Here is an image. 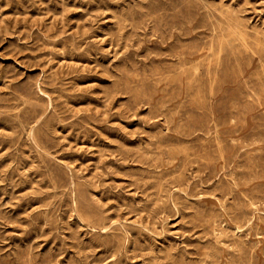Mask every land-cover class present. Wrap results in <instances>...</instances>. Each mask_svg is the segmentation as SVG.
Masks as SVG:
<instances>
[{
	"label": "rangeland",
	"instance_id": "1",
	"mask_svg": "<svg viewBox=\"0 0 264 264\" xmlns=\"http://www.w3.org/2000/svg\"><path fill=\"white\" fill-rule=\"evenodd\" d=\"M175 1L0 0V264H264V0Z\"/></svg>",
	"mask_w": 264,
	"mask_h": 264
},
{
	"label": "bare ground",
	"instance_id": "2",
	"mask_svg": "<svg viewBox=\"0 0 264 264\" xmlns=\"http://www.w3.org/2000/svg\"><path fill=\"white\" fill-rule=\"evenodd\" d=\"M133 1H134V0H133ZM172 1L174 2V0H172ZM176 1H178V0H176ZM176 1H175V3H176ZM183 1H185V0H183ZM193 1H194V0H193ZM200 1H201V0H200ZM202 1H203V0H202ZM202 1H201V2H202ZM117 2H118V1H117ZM159 2H160V0H159ZM201 2H200V3H201ZM220 2H221V0H220ZM133 3H134V2H133ZM136 3H138V2H136ZM209 3H210V2H209ZM143 4H144V3H143ZM155 4H156V3H155ZM207 4H208V3H207ZM139 5H141V3H140ZM148 5H149V4H148ZM152 5H153V4H152ZM164 5H165V4H164ZM218 5H219V4H218ZM225 5H226V4H225ZM126 6H127V5H126ZM136 6H137V5H136ZM146 6H147V5H146ZM175 6L177 7V5H175ZM188 6H190V5H188ZM199 6H200V5H199ZM211 6L213 7L214 5H211ZM131 7H132V6H131ZM169 7H170V6H169ZM169 7H168V8H169ZM176 7H175V8H176ZM178 7H179V6H178ZM178 7H177V10L179 9ZM192 7H193V6H192ZM229 7H230V6H229ZM237 7H238V6H237ZM240 7H241V6H240ZM135 8H136V7H135ZM144 8H145V7H144ZM165 8H166V7H165ZM207 8H208V7H207ZM210 8H211V7H210ZM159 9H161V8H159ZM163 9H164V7H163ZM172 9H173V6H172ZM188 9H189V8H188ZM197 9H198V8H197ZM220 9H221V8H220ZM222 9H224V8H222ZM227 9H228V8H227ZM237 9H238V8H237ZM125 10H126V9H125ZM141 10H142V9H141ZM153 10H154V9H153ZM168 10H169V9H168ZM230 10H231V9H229V11H230ZM126 11H127V10H126ZM156 11H158V10H156ZM156 11H155V12H156ZM162 11H163V10H162ZM162 11H160V12H162ZM193 11H194V10H193ZM204 11H205V10H204ZM229 11H228V12H229ZM138 12H140V11H138ZM138 12H137V13H138ZM143 12H144V11H143ZM143 12H142V13H143ZM146 12H147V11H145V13H146ZM151 12H152V11H151ZM153 12H154V11H153ZM160 12H159V13H160ZM166 12H167V11H166ZM166 12H165V13H166ZM169 12H171V11L169 10ZM178 12H179V11H178ZM181 12H182V11H181ZM186 12H187V10H186ZM225 12H226V11H225ZM231 12H232V11H231ZM239 12L241 13V11H239ZM239 12H238V13H239ZM137 13H136V14H137ZM183 13H184V12H183ZM189 13H190V12H189ZM197 13H198V12H197ZM217 13H218V12H217ZM235 13H236V12H235ZM245 13H246V12H245ZM132 14H133V12H132ZM169 14H170V13H169ZM171 14H172V13H171ZM213 14H214V13H213ZM219 14H221V13H219ZM223 14H224V13H223ZM226 14H227V13H225V15H226ZM134 15H135V14H134ZM138 15H140V14L138 13ZM151 15H152V14H151ZM153 15H154V14H153ZM162 15H163V14H162ZM167 15H168V14H167ZM180 15L182 16V14H180ZM231 15H232V14H231ZM164 16H165V15H164ZM214 16H215V15H214ZM218 16H219V15H218ZM218 16H217V17H218ZM140 17H142V16H140ZM149 17H151V16H149ZM157 17H158V16H157ZM189 17H190V16H189ZM237 17H238V16H237ZM115 18H116V17H115ZM121 18H122V17H121ZM128 18H129V17H128ZM132 18H134V17H132ZM145 18H146V17H145ZM211 18H212V17H211ZM243 18H244V17H243ZM117 19H118V17H117ZM164 19H165V18H164ZM202 19H205V18L202 17ZM207 19H208V16H207ZM232 19H233V18H232ZM132 20H133V19H132ZM137 20H138V19H137ZM141 20H142V19H141ZM146 20H147V19H146ZM153 20H155V19H153ZM171 20H172V19H171ZM178 20H179V19H178ZM218 20H219V19H218ZM224 20H225V19H224ZM230 20H231V19H230ZM233 20H234V19H233ZM120 21H121V20H120ZM142 21H143V20H142ZM159 21H160V20H159ZM180 21H181V20H180ZM121 22H122V21H121ZM144 22H145V19H144ZM187 22H188V21H187ZM187 22H186V23H187ZM206 22H207V21H206ZM217 22H218V21H217ZM235 22H236V21H235ZM235 22H234V24H235ZM139 23H140V22H139ZM139 23H138V24H139ZM142 23H143V22H142ZM158 23H159V22H158ZM168 23H169V22H168ZM174 23L176 24V22H174ZM207 23H208V22H207ZM232 23H233V22H232ZM241 23H242V22H241ZM241 23H240V24H241ZM143 24H144V23H143ZM208 24H209V23H208ZM237 24H238V23H237ZM237 24H236V25H237ZM61 25H62V24H61ZM130 25H131V24H130ZM140 25H141V24H140ZM155 25H156V24H155ZM164 25H166V24H164ZM189 25H190V24H189ZM123 26H124V25H123ZM135 26H136V25H135ZM238 26H239V24L237 25V27H238ZM240 26H241V25H240ZM160 27H161V26H160ZM175 27H176V26H175ZM235 27H236V26H235ZM237 27H236V28H237ZM116 28H117V26H116ZM118 28H119V27H118ZM122 28H123V27H122ZM162 28H163V27H162ZM236 28H235V29H236ZM239 28H241V27H239ZM175 29H176V28H175ZM179 29H180V28H179ZM225 29H226V28H225ZM241 29H242V28H241ZM124 30H125V29H124ZM145 30H146V29H145ZM145 30H144V31H145ZM237 30H238V29H237ZM237 30H236V31H237ZM244 30H245V29H244ZM247 30H248V29H247ZM50 31H51V29H50ZM54 31H55V30H54ZM56 31H57V30H56ZM59 31H60V30H59ZM80 31H81V30H80ZM120 31H121V30H120ZM122 31H123V29H122ZM122 31H121V32H122ZM132 31H134V29H133ZM139 31H140V30H139ZM144 31H141V32H143V34H144ZM152 31H153V30H152ZM186 31H188V30H186ZM212 31H213V30H212ZM215 31H216V30H215ZM262 31L264 32V30H262ZM226 32H227V31H226ZM226 32H225V33H226ZM257 32H258V31H257ZM54 33H55V32H54ZM82 33H83V32H82ZM135 33H137V32H135ZM135 33H133V34H135ZM145 33H146V32H145ZM164 33H165V32H164ZM171 33H172V32H171ZM189 33H190V31L188 32V34H189ZM222 33H223V32H222ZM231 33H232V32H231ZM231 33H230V34H231ZM245 33H246V32H245ZM254 33H256V30H255ZM83 34H84V33H83ZM141 34H142V33H141ZM147 34H148V33H147ZM147 34H146V35H147ZM211 34H212V33H211ZM241 34H242V33H241ZM243 34H244V32H243ZM111 35H112V34H111ZM120 35H123V34H120ZM216 35H217V34H216ZM248 35H250V34L248 33ZM252 35H254V34H252ZM53 36H54V35H53ZM53 36H52V37H53ZM57 36H58V35H57ZM72 36H73V35H72ZM72 36H71V37H72ZM92 36H93V35H92ZM183 36H184V35H183ZM236 36H237V35H236ZM258 36H259V35H258ZM59 37H60V36H59ZM71 37H70V38H71ZM76 37H77V36H76ZM79 37H80V36H79ZM85 37H86V36H85ZM96 37H97V36H96ZM122 37H123V36H122ZM137 37H138V36H137ZM215 37H216V36H215ZM241 37H242V36H241ZM56 38H57V37H56ZM77 38H78V37H77ZM81 38H82V37H81ZM130 38H131V37H130ZM146 38H147V37H146ZM205 38H206V37H205ZM211 38H212V37H211ZM245 38H246V36H245ZM256 38H257V37H256ZM150 39H151V38H150ZM213 39H215V38H213ZM219 39H220V38H219ZM235 39H236V38H235ZM238 39H239V37H238ZM240 39H241V38H240ZM243 39H244V38H243ZM261 39H262V38H261ZM77 40H78V39H77ZM82 40H83V39H82ZM89 40H90V39H89ZM191 40H192V39H191ZM211 40H212V39H211ZM216 40H217V39H216ZM216 40H215V41H216ZM228 40H229V39H228ZM232 40H233V39H232ZM258 40H260V37H259ZM61 41H62V40H61ZM61 41H60V42H61ZM87 41H88V40H87ZM134 41H135V40H134ZM179 41H180V40H179ZM213 41H214V40H213ZM226 41H227V40H226ZM236 41H237V40H236ZM60 42H59V43H60ZM63 42H64V41H63ZM85 42H86V40H85ZM150 42H151V41H150ZM150 42H149V43H150ZM185 42H186V41H185ZM195 42H196V41H195ZM207 42H209V41H207ZM237 42H238V41H237ZM53 43H56V42H53ZM71 43H72V42H71ZM71 43H70V44H71ZM137 43H138V42H137ZM178 43H179V42H178ZM186 43H187V42H186ZM186 43H185V46H186ZM198 43H199V42H198ZM201 43H202V42H201ZM226 43H227V42H226ZM234 43H235V42H234ZM243 43H244V41H243ZM56 44H57V43H56ZM77 44H78V43H77ZM80 44H81V42H80ZM176 44H177V43H176ZM180 44H181V42H180ZM194 44H195V43H194ZM196 44H197V43H196ZM199 44H200V43H199ZM208 44H209V43H208ZM208 44H207V45H208ZM217 44H219V43H217ZM248 44H249V43H248ZM252 44H253V43H252ZM71 45H72V44H71ZM71 45H70V46H71ZM73 45H74V44H73ZM81 45H82V44H81ZM210 45H211V43H210ZM215 45H216V43H215ZM219 45H221V44H219ZM250 45H251V44H250ZM258 45H259V44H258ZM67 46H68V45H67ZM179 46H180V45H179ZM226 46H227V45H226ZM231 46H232V45H231ZM241 46H242V45H241ZM252 46H253V45H252ZM263 46H264V45H263ZM82 47H83V46H82ZM95 47H96V46H95ZM131 47H132V46H131ZM175 47H176V46H175ZM180 47H182V46H180ZM197 47H198V46H197ZM209 47H211V46H209ZM228 47H229V46H228ZM234 47H235V46H234ZM242 47H243V46H242ZM256 47H257V46H256ZM260 47H261V45H260ZM68 48H69V47H68ZM101 48H102V47H101ZM170 48H171V47H170ZM206 48H207V47H206ZM206 48H205V49H206ZM216 48H217V47H216ZM230 48H231V47H230ZM245 48H246V47H245ZM262 48H263V47H262ZM52 49H53V48H52ZM52 49H51V50H52ZM63 49H64V48H63ZM78 49H79V48H78ZM92 49H93V48H92ZM177 49H178V48H177ZM181 49H182V48H181ZM196 49H197V48H196ZM232 49H233V48H232ZM241 49H242V48H241ZM241 49H240V50H241ZM263 49H264V48H263ZM55 50H56V47H55ZM68 50L71 51L70 49H68ZM80 50H81V49H80ZM89 50H90V49H89ZM185 50H186V49H185ZM256 50H257V49H256ZM74 51H75V50H74ZM93 51H94V50H93ZM190 51H191V50H190ZM213 51H214V50H213ZM213 51H212V52H213ZM236 51H237V50H236ZM242 51H243V50H242ZM251 51H252V50H251ZM257 51H259V50H257ZM52 52H53V51H52ZM60 52H61V51H60ZM71 52H72V51H71ZM87 52H88V51H87ZM94 52H95V51H94ZM186 52H187V51H186ZM188 52H189V51H188ZM215 52H216V51H215ZM217 52H218V50H217ZM223 52H224V51H223ZM244 52H245V51H244ZM73 53H74V52H73ZM115 53H116V52H115ZM175 53H176V52H175ZM213 53H214V52H213ZM52 54H53V53H52ZM54 54H55V53H54ZM56 54H57V53H56ZM60 54H61V53H60ZM75 54H77V53H75ZM95 54H96V53H95ZM152 54H153V53H152ZM158 54H159V53H158ZM160 54H161V53H160ZM189 54H190V52H189ZM191 54H193V53H191ZM195 54H196V53H195ZM198 54H199V53H198ZM245 54H246V53H245ZM250 54H251V53H250ZM61 55H62V54H61ZM77 55H78V54H77ZM214 55H215V54H214ZM222 55H223V54H222ZM222 55L220 54V56H222ZM236 55H237V54H236ZM54 56H55V55H54ZM62 56H63V55H62ZM69 56H70V54H69ZM82 56H83V55H82ZM120 56H121V55H120ZM147 56H148V55H147ZM150 56H151V55H150ZM176 56H177V55H176ZM238 56H239V55H238ZM247 56H248V55H247ZM247 56H246V57H247ZM249 56H250V55H249ZM252 56H253V55H252ZM254 56H255V55H254ZM84 57H85V56H84ZM227 57H228V56H227ZM70 58H71V57H70ZM126 58H128V57H126ZM225 58H226V57H225ZM236 58H237V57H236ZM238 58H239V57H238ZM147 59H148V58H147ZM240 59H241V58H240ZM242 59H243V58H242ZM117 60H118V59H117ZM181 60H182V59H181ZM247 60H248V59H247ZM258 60H259V59H258ZM262 60H263V58H262ZM54 61H55V60H54ZM112 61H114V60H112ZM128 61H129V60H128ZM217 61H218V60H217ZM229 61H230V60H229ZM110 62H111V61H110ZM179 63H180V61H179ZM201 63L203 64V62H201ZM230 63H231V62H230ZM180 64H181V63H180ZM194 64H195V63H194ZM221 64H222V61H221ZM243 64H244V63H243ZM165 65H166V64H165ZM191 65H192V64H191ZM215 65H217V64H215ZM228 65H230V64H228ZM232 65H233V64H232ZM234 65H235V64H234ZM55 66H56V65H55ZM70 66H71V65H70ZM125 66H126V65H125ZM168 66H169V65H168ZM202 66H203V65H202ZM217 66H218V65H217ZM242 66H243V65H242ZM261 66H262V65H261ZM155 67H156V66H155ZM192 67H193V66H192ZM194 67H195V66H194ZM196 67H197V65H196ZM227 67H228V66H227ZM229 67H230V66H229ZM237 67H238V66H237ZM79 68H80V67H79ZM140 68H141V66H140ZM172 68H173V66H172ZM175 68H176V67H175ZM198 68H199V67H198ZM217 68H218V67H217ZM232 68H233V67H232ZM77 69H78V68H77ZM77 69H76V70H77ZM167 69H168V68H167ZM190 69H191V68H190ZM192 69H193V68H192ZM210 69H211V68H210ZM221 69H222V68H221ZM230 69H231V68H230ZM244 69H245V68H244ZM261 69H262V68H261ZM61 70H62V69H61ZM114 70H115V69H114ZM149 70H150V69H149ZM164 70H165V69H164ZM177 70H178V69H177ZM185 70H186V69H185ZM202 70H203V68H202ZM225 70H226V69H225ZM233 70H234V69H233ZM262 70H263V69H262ZM51 71H52V70H51ZM65 71H66V70H65ZM78 71H79V70H78ZM78 71H76V72H78ZM80 71H81V70H80ZM178 71H179V70H178ZM215 71H216V70H215ZM217 71H218V70H217ZM82 72H83V71H82ZM167 72H169V71H167ZM234 72H235V71H234ZM60 73H61V72H60ZM63 73H64V72H63ZM70 73H71V72H70ZM117 73H118V72H117ZM151 73H152V72H151ZM158 73H159V71H158ZM173 73H174V72H173ZM192 73H193V71H192ZM201 73H202V72H201ZM224 73H225V72H224ZM71 74H72V73H71ZM82 74H83V73H82ZM141 74H142V73H141ZM167 74H168V73H167ZM169 74H170V73H169ZM179 74H180V73H179ZM207 74H208V72H207ZM207 74H206V75H207ZM217 74H220V73H217ZM227 74H229V73H227ZM233 74H234V73H233ZM243 74H244V73H243ZM57 75H58V74H57ZM57 75H56V76H57ZM66 75H67V73H66ZM144 75H145V74H144ZM163 75H164V74H163ZM192 75H193V74H192ZM214 75H215V74H214ZM223 75H224V74H223ZM229 75H230V74H229ZM234 75H236V74H234ZM255 75H257V74H255ZM58 76H59V75H58ZM164 76H165V75H164ZM173 76H174V75H173ZM190 76H191V75H190ZM220 76H221V75H220ZM54 77H55V76H54ZM139 77H140V76H139ZM152 77H153V76H152ZM170 77H171V76H170ZM228 77H229V76H228ZM232 77H233V76H232ZM242 77H243V76H242ZM55 78H56V77H55ZM58 78H59V77H58ZM75 78H78V77L76 76ZM81 78H82V77H81ZM204 78H205V76H204ZM222 78H223V77H222ZM67 79H68V78H67ZM122 79H123V78H122ZM148 79H149V78H148ZM178 79H179V78H178ZM197 79H198V78H197ZM197 79H196V80H197ZM213 79H214V78H213ZM236 79H237V78H236ZM257 79H258V78H257ZM62 80H63V79H62ZM123 80H124V79H123ZM130 80H131V79H130ZM138 80H139V79H138ZM150 80H151V79H150ZM155 80H156V79H155ZM157 80H158V79H157ZM175 80H177V79H175ZM200 80H201V79H200ZM202 80H203V79H202ZM255 80H256V79H255ZM258 80H259V79H258ZM258 80H257V81H258ZM260 80H261V79H260ZM262 80H263V79H262ZM55 81H56V80H55ZM141 81H142V79H141ZM163 81H164V80H163ZM170 81H171V80H170ZM170 81H168V84H169ZM172 81H173V80H172ZM203 81H204V80H203ZM214 81L216 82V80H214ZM229 81H230V80H229ZM232 81H233V79H232ZM146 82H147V81H146ZM146 82L144 81V83H146ZM176 82H177V81H176ZM178 82H180V81H178ZM194 82H195V81H194ZM204 82H205V81H204ZM207 82H208V81H207ZM207 82H206V83H207ZM251 82H252V81H251ZM261 82H262V81H261ZM125 83H126V82H125ZM133 83H134V82H133ZM149 83H150V82H149ZM202 83H203V82H202ZM227 83H228V82H227ZM233 83H234V82H233ZM52 84H53V83H52ZM69 84H71V83H69ZM69 84H68V85H69ZM158 84H159V83H158ZM163 84H164V83H163ZM166 84H167V83H166ZM188 84H189V82H188ZM190 84H191V83H190ZM192 84H193V82H192ZM210 84H211V83H210ZM220 84H221V83H220ZM224 84H225V83H224ZM230 84H231V83H230ZM253 84H254V82H253ZM63 85H64V84H63ZM112 85H113V84H112ZM124 85H125V84H124ZM135 85H136V84H135ZM156 85H157V84H156ZM173 85H174V84H173ZM186 85H187V84H186ZM194 85H195V84H194ZM208 85H209V84H208ZM246 85H247V83H246ZM27 86H28V85H27ZM52 86H53V85H52ZM120 86H121V85H120ZM129 86H130V85H129ZM129 86H128V87H129ZM153 86H154V85H153ZM153 86H151V87H153ZM241 86L243 87V85H241ZM254 86H255V85H254ZM262 86H263V85H262ZM262 86H261V88H262ZM28 87H29V86H28ZM39 87H40V85H39ZM130 87H131V86H130ZM158 87H159V86H158ZM161 87H162V86H161ZM171 87H172V86H171ZM197 87H198V86H197ZM214 87H215V85H214ZM220 87H221V86H220ZM30 88H31V87H30ZM30 88H29V89H30ZM33 88H34V87H33ZM78 88H79V87H78ZM146 88H148V87H146ZM173 88H174V87H173ZM176 88H177V87H176ZM210 88H211V87H210ZM218 88H219V86H218ZM244 88H245V87H244ZM244 88H241V89H244ZM247 88H248V86H247ZM255 88H256V87H255ZM259 88H260V87H259ZM263 88H264V87H263ZM118 89H119V88H118ZM125 89H126V88H125ZM169 89H170V88H169ZM203 89H204V88H203ZM215 89H216V88H215ZM256 89H257V88H256ZM256 89H255V90H256ZM22 90H23V89H22ZM24 90H25V89H24ZM33 90H34V89H33ZM85 90H87V89H85ZM114 90H117V89H114ZM123 90H124V89H123ZM127 90H128V89H127ZM141 90H143V89L141 88ZM149 90H150V89H149ZM158 90H159V89H158ZM245 90H246V88H245ZM255 90H254V91H255ZM20 91H21V90H20ZM39 91H40V90H39ZM41 91H42V90H41ZM41 91H40V92H41ZM61 91H62V90H61ZM81 91H82V90H81ZM117 91H118V90H117ZM117 91H116V92H117ZM129 91H130V90H129ZM131 91H132V90H131ZM159 91H160V90H159ZM168 91H169V90H168ZM174 91H175V90H174ZM180 91H181V90H180ZM192 91H193V90H192ZM235 91H236V90H235ZM235 91H234V92H235ZM258 91H259V90H258ZM21 92H22V91H21ZM30 92H31V91H30ZM40 92H39V93H40ZM66 92H67V91H66ZM75 92H76V90H75ZM79 92H80V91H79ZM137 92H138V91H137ZM150 92H151V91H150ZM199 92H200V91H199ZM236 92H237V91H236ZM249 92H250V91H249ZM37 93H38V91H37ZM77 93H78V92H77ZM84 93H85V92H84ZM84 93H83V94H84ZM138 93H139V92H138ZM138 93H137V94H138ZM143 93H144V92H143ZM143 93H142V94H143ZM169 93H170V92H168V94H169ZM173 93H174V92H173ZM193 93H194V92H193ZM239 93H240V92H239ZM256 93H258V92H256ZM108 94H110V93H108ZM108 94H107V95H108ZM130 94H131V92H130ZM135 94H136V93H135ZM137 94H136V95H137ZM174 94H175V93H174ZM174 94H173V95H174ZM178 94H179V93H178ZM249 94H250V93H249ZM249 94H248V95H249ZM251 94H252V93H251ZM251 94H250V95H251ZM27 95H28V94H27ZM33 95H34V94H33ZM37 95H38V94H37ZM111 95H112V94H111ZM139 95H140V93H139ZM147 95H148V94H147ZM152 95H153V94H152ZM195 95H196V94H195ZM240 95H241V94H240ZM248 95H247V96H248ZM73 96H74V95H73ZM75 96H76V95H75ZM133 96H135V95H133ZM145 96H146V95H145ZM180 96H181V95H180ZM212 96H213V95H212ZM212 96H211V97H212ZM227 96H228V95H227ZM236 96H237V95H236ZM245 96H246V95H245ZM253 96H254V95H253ZM28 97H29V96H28ZM31 97H32V96H31ZM34 97H35V96H34ZM146 97H147V96H146ZM150 97H151V96H150ZM159 97H160V96H159ZM164 97H165V95H164ZM164 97H163V99H164ZM167 97H168V96H167ZM174 97H175V96H174ZM176 97H178V95H176ZM199 97H200V96H199ZM203 97H204V96H203ZM36 98H38V97H36ZM44 98H45V97H44ZM47 98H48V97H47ZM58 98H59V97H58ZM68 98H69V97H68ZM86 98H87V97H86ZM90 98H92V97H90ZM130 98H132V97H130ZM137 98L139 99V97H137ZM189 98H190V97H189ZM208 98H209V96H208ZM6 99H7V98H6ZM71 99H72V98H71ZM71 99H70V100H71ZM135 99H136V98H135ZM147 99H148V98H147ZM170 99H171V98H170ZM172 99H173V98H172ZM172 99H171V100H172ZM176 99H177V98H176ZM195 99H196V98H195ZM209 99H210V98H209ZM250 99H251V98H250ZM253 99H254V98H253ZM259 99H261V98H259ZM24 100H25V99H24ZM79 100H81V99H79ZM102 100H103V99H102ZM110 100H111V99H110ZM132 100H133V99H132ZM160 100H161V99H160ZM168 100H169V98H168ZM187 100H188V99H187ZM196 100H198V99H196ZM207 100H208V99H207ZM211 100H212V99H211ZM225 100H227V99H225ZM246 100H247V98H246ZM255 100H256V99H255ZM1 101H2V100H1ZM4 101H6V100H4ZM39 101H41V100H39ZM46 101H47V100H46ZM62 101H63V100H62ZM73 101H74V100H73ZM73 101H72V102H73ZM82 101H83V100H82ZM86 101H87V100H86ZM137 101H138V100H137ZM139 101H140V100H139ZM144 101H145V100H144ZM151 101H152V100H151ZM175 101H176V100H175ZM201 101H203V100H201ZM228 101H229V100H228ZM230 101H231V100H230ZM13 102H14V101H13ZM41 102H42V101H41ZM65 102H66V101H65ZM172 102H174V101L172 100ZM257 102H258V101H257ZM43 103H44V102H43ZM52 103H53V102H52ZM62 103H63V102H62ZM66 103H67V102H66ZM68 103H69V102H68ZM103 103H104V102H103ZM106 103H107V102H106ZM135 103H136V102H135ZM160 103H161V102H160ZM170 103H171V102H170ZM195 103H196V102H195ZM251 103H252V102H251ZM24 104H25V103H24ZM136 104H137V103H136ZM141 104H142V103H141ZM145 104H146V103H145ZM184 104H185V103H184ZM201 104H202V103H201ZM231 104H232V103H231ZM241 104H242V103H241ZM246 104H247V103H246ZM5 105H6V104H5ZM10 105H11V104H10ZM51 105H52V104H51ZM60 105H62V104H60ZM65 105H66V104H65ZM68 105H69V104H68ZM79 105H80V104H79ZM158 105H159V104H158ZM216 105H217V104H216ZM218 105H219V103H218ZM237 105H238V104H237ZM239 105H240V104H239ZM247 105H248V104H247ZM247 105H246V106H247ZM249 105H251V104H249ZM260 105H261V104H260ZM2 106H3V105H2ZM7 106H8V105H7ZM21 106H23V105H21ZM186 106H187V105H186ZM233 106H234V105H233ZM251 106H252V105H251ZM256 106H257V105H256ZM103 107H104V106H103ZM136 107H137V106H136ZM157 107H158V106H157ZM159 107H160V106H159ZM187 107H188V106H187ZM193 107H194V106H193ZM201 107H202V106H201ZM208 107H209V106H208ZM211 107H212V106H211ZM221 107H222V106H221ZM227 107H228V106H227ZM227 107H226V108H227ZM229 107H230V106H229ZM4 108H5V107H4ZM29 108H30V107H29ZM70 108H71V107H70ZM108 108H109V107H108ZM132 108H134V107H132ZM154 108H155V107H154ZM181 108H182V107H181ZM191 108H192V107H191ZM205 108H206V107H205ZM223 108H225V107H223ZM231 108H232V107H231ZM239 108H240V107H239ZM8 109H10V108H8ZM14 109H15V108H14ZM57 109H58V108H57ZM68 109H69V108H68ZM197 109H198V108H197ZM45 110H46V109H45ZM66 110H67V108H66ZM84 110H85V109H84ZM150 110H151V109H150ZM157 110H158V109H157ZM212 110H213V109H212ZM222 110H223V109H222ZM231 110H232V109H231ZM257 110H258V109H257ZM259 110H260V109H259ZM37 111H38V110H37ZM152 111H153V110H152ZM160 111H162V110H160ZM164 111H165V109H164ZM196 111H197V110H196ZM4 112H5V111H4ZM8 112H9V111H8ZM29 112H30V111H29ZM53 112H54V111H53ZM68 112H69V111H68ZM70 112H71V111H70ZM70 112H69V113H70ZM73 112H74V111H73ZM79 112H80V111H79ZM83 112H84V111H83ZM106 112H107V111H106ZM156 112H157V111H156ZM165 112H167V111H165ZM180 112H181V111H180ZM219 112H221V111H219ZM243 112H244V111H243ZM1 113H2V112H1ZM11 113H12V112H11ZM20 113H21V112H20ZM55 113H56V112H55ZM62 113H63V112H62ZM69 113H68V114H69ZM86 113H87V112H86ZM8 114H9V113H8ZM17 114H18V113H17ZM34 114H35V113H34ZM51 114H52V113H51ZM56 114H57V113H56ZM64 114H65V113H64ZM78 114H79V113H78ZM88 114H89V113H88ZM100 114H102V112H101ZM152 114H153V113H152ZM162 114H163V113H162ZM182 114H183V113H182ZM182 114H181V115H182ZM188 114H189V113H188ZM230 114H231V113H230ZM13 115H14V114H13ZM20 115H21V114H20ZM72 115H73V114H72ZM75 115H76V114H75ZM84 115H85V114H84ZM192 115H193V112H192ZM242 115H243V114H241V116H242ZM16 116H17V115H16ZM21 116H22V115H21ZM28 116H29V115H28ZM54 116H55V115H54ZM69 116H70V115H69ZM92 116H93V115H92ZM150 116H151V115H150ZM207 116H208V115H207ZM209 116H210V115H209ZM230 116H231V115H230ZM239 116H240V115H239ZM14 117H15V116H14ZM58 117H59V116H58ZM76 117H77V116H76ZM84 117H85V116H84ZM98 117H99V116H98ZM100 117H101V116H100ZM151 117H153V116H151ZM159 117H160V116H159ZM162 117L164 118L163 115H162ZM181 117H182V116H181ZM203 117H204V116H203ZM205 117H206V116H205ZM205 117H204V118H205ZM7 118H8V117H7ZM64 118H65V117H64ZM70 118H71V117H70ZM77 118H78V117H77ZM81 118H82V117H81ZM90 118H91V117H90ZM184 118H186V117H184ZM207 118H208V117H207ZM227 118H229V117H227ZM227 118H226V119H227ZM232 118H234V117H232ZM232 118H230V119H232ZM235 118H236V117H235ZM14 119H15V118H14ZM39 119H40V118H39ZM88 119H89V118H88ZM189 119H190V118H189ZM230 119H229V120H230ZM12 120H13V119H12ZM20 120H21V119H20ZM97 120H98V119H97ZM149 120H150V119H149ZM149 120H148V123H150V122L152 121V120H151V121H149ZM163 120H164V119H163ZM182 120H183V119H182ZM186 120H188V119H186ZM209 120H210V119H209ZM224 120H225V119H224ZM243 120H244V118H243ZM6 121H7V120H6ZM37 121H38V120H37ZM47 121H48V120H47ZM77 121H78V120H77ZM83 121H84V120H83ZM106 121H107V120H106ZM189 121H190V120H189ZM210 121H211V120H210ZM8 122H9V121H8ZM11 122H12V121H11ZM84 122H85V121H84ZM166 122H167V120H166ZM170 122H171V121H170ZM181 122H182V121H181ZM204 122H206V121H204ZM222 122H223V121H222ZM46 123H47V122H46ZM90 123H91V122H90ZM172 123H173V122H172ZM225 123H226V121H225ZM229 123H231V122H229ZM22 124H23V123H22ZM24 124H25V123H24ZM50 124H51V123H50ZM72 124H73V123H72ZM76 124H78V123H76ZM226 124H227V123H226ZM31 125H32V124H31ZM157 125H158V124H157ZM180 125H181V124H180ZM260 125H261V124H260ZM8 126H9V125H8ZM13 126H14V125H13ZM13 126H12V127H13ZM16 126H17V124H16ZM26 126H28V124H26ZM32 126H33V125H32ZM49 126H50V125H49ZM79 126H80V124H79ZM83 126H84V125H83ZM186 126H188V125H186ZM202 126H203V125H202ZM206 126H207V125H206ZM218 126H220V125H218ZM222 126H223V125H222ZM12 127H10V128H12ZM18 127H19V126H18ZM51 127H52V125H51ZM76 127H77V126H76ZM168 127H169V126H168ZM183 127H184V126H183ZM29 128H30V127H29ZM44 128H45V127H44ZM81 128H82V127H81ZM204 128H205V127H204ZM217 128H218V127H217ZM238 128H239V127H238ZM255 128H256V127H255ZM17 129H18V128H17ZM172 129H173V128H172ZM192 129H193V127H192ZM195 129H196V128H195ZM228 129H229V128H228ZM15 130H16V129H15ZM40 130H41V129H40ZM52 130H53V129H52ZM89 130H90V129H89ZM161 130H162V129H161ZM177 130H178V129H177ZM196 130H197V129H196ZM217 130H218V129H217ZM238 130H239V129H238ZM240 130H241V129H240ZM87 131H88V130H87ZM17 132H18V131H17ZM40 132H41V131H40ZM44 132H45V131H44ZM54 132H55V131H54ZM92 132H93V131H92ZM171 132H172V131H171ZM262 132H263V131H262ZM18 133H19V132H18ZM41 133H42V132H41ZM46 133H47V132H46ZM50 133H51V132H50ZM96 133H97V132H96ZM158 133H159V132H158ZM163 133H164V132H163ZM227 133H228V132H227ZM5 134H6V133H5ZM27 134H28V133H27ZM38 134H39V133H38ZM47 134H48V133H47ZM98 134H99V133H98ZM152 134H153V133H152ZM154 134H155V133H154ZM224 134H225V133H224ZM229 134H230V133H229ZM236 134H237V133H236ZM1 135H2V134H1ZM8 135H9V134H8ZM22 135H23V133H22ZM25 135H26V134H25ZM30 135H31V134H30ZM52 135H53V134H52ZM89 135H90V134H89ZM142 135H143V134H142ZM179 135H180V134H179ZM195 135H196V134H195ZM225 135H228V134H225ZM231 135H232V133H231ZM3 136H4V135H3ZM5 136H6V135H5ZM27 136H28V135H27ZM49 136H50V135H49ZM257 136H258V135H257ZM14 137H15V136H14ZM184 137H185V136H184ZM214 137H215V139H216L217 136H214ZM248 137H249V136H248ZM252 137H253V136H252ZM252 137H251V138H252ZM258 137H259V136H258ZM23 138H24V137H23ZM32 138H33V137H32ZM89 138H90V137H89ZM188 138H189V137H188ZM210 138H211V137H210ZM249 138H250V137H249ZM24 139H25V138H24ZM48 139H49V138H48ZM51 139H52V138H51ZM203 139H204V138H203ZM212 139H213V138H212ZM212 139H211V140H212ZM4 140H5V139H4ZM12 140H13V139H12ZM21 140H22V139H21ZM147 140H148V139H147ZM183 140H184V139H183ZM24 141H25V140H24ZM52 141H53V140H52ZM52 141H51V142H52ZM170 141H171V140H170ZM206 141H207V140H206ZM215 141H216V140H215ZM218 141H219V140H218ZM228 141H229V140H228ZM232 141H233V140H232ZM12 142H13V141H12ZM26 142H28V140H27ZM45 142H46V141H45ZM53 142H55V141H53ZM151 142H152V141H151ZM157 142H158V141H157ZM188 142H190V141H188ZM196 142H197V141H196ZM211 142H212V141H211ZM211 142H210V143H211ZM237 142H238V141H237ZM260 142H261V141H260ZM30 143H31V142H30ZM56 143H58V142H56ZM175 143H176V142H175ZM231 143H232V142H231ZM239 143H240V142H239ZM34 144H35V143H34ZM50 144H51V143H50ZM159 144H160V143H159ZM161 144H162V143H161ZM208 144H209V143H208ZM216 144H217V142H216ZM236 144H237V143H236ZM250 144H251V143H250ZM16 145H17V144H16ZM18 145H19V144H18ZM20 145H22V144L20 143ZM55 145H56V144H55ZM55 145H54V146H55ZM146 145H147V144H146ZM152 145H155V144H152ZM194 145H195V144H194ZM196 145H197V144H196ZM205 145H207V144H205ZM226 145H227V144H226ZM6 146H7V145H6ZM52 146H53V145H52ZM170 146H171V145H170ZM227 146H228V145H227ZM229 146H230V145H229ZM47 147H48V146H47ZM146 147H147V146H146ZM150 147H151V146H150ZM154 147H156V146H154ZM160 147H161V146H160ZM189 147H190V146H189ZM194 147H195V146H194ZM222 147H223V146H222ZM235 147H236V146H235ZM235 147H234V148H235ZM246 147H247V146H246ZM251 147H252V145H251ZM251 147H250V148H251ZM16 148H17V147H16ZM20 148H21V147H20ZM118 148H119V147H118ZM205 148H207V147H205ZM208 148H209V147H208ZM211 148H212V147H211ZM217 148H218V147H217ZM234 148H233V149H234ZM242 148H243V147H242ZM244 148H245V147H244ZM61 149H62V148H61ZM144 149H145V148H144ZM150 149H151V148H150ZM153 149H154V148H153ZM158 149H159V148H158ZM167 149H168V148H167ZM185 149H187V147H186ZM193 149H194V148H193ZM196 149H197V148H196ZM199 149H200V148H199ZM224 149H225V148H224ZM226 149H227V148H226ZM52 150H53V148H52ZM122 150H123V149H122ZM129 150H130V149H129ZM151 150H152V149H151ZM161 150H162V149H161ZM183 150H184V149H183ZM200 150H202V149H200ZM207 150H208V149H207ZM229 150H230V149H229ZM239 150H240V149H239ZM102 151H103V150H102ZM104 151H105V150H104ZM127 151H128V150H127ZM169 151H170V150H169ZM194 151H195V150H194ZM203 151H204V150H203ZM212 151H213V150H212ZM251 151H253V150H251ZM30 152H31V151H30ZM118 152H119V151H118ZM161 152H163V151H161ZM170 152H171V151H170ZM175 152H177V151H175ZM179 152H180V151H179ZM240 152H242V150H241ZM244 152H245V151H244ZM255 152H256V151H255ZM38 153H39V152H38ZM183 153H184V152H183ZM190 153H191V152H190ZM193 153H194V152H193ZM197 153H198V152H197ZM212 153H213V152H212ZM57 154H58V153H57ZM141 154H142V153H141ZM144 154H145V153H144ZM174 154H175V153H174ZM207 154H208V153H207ZM214 154H215V153H214ZM231 154H232V153H231ZM17 155H18V154H17ZM128 155H129V154H128ZM165 155H166V154H165ZM182 155H185V154H182ZM210 155H212V154H210ZM237 155H238V154H237ZM237 155H236V157H237ZM18 156H19V155H18ZM20 156H21V155H20ZM23 156H24V155H23ZM75 156H76V155H75ZM176 156H177V155H175L174 157H176ZM190 156H191V155H190ZM241 156H242V155H241ZM3 157H4V156H3ZM36 157H37V156H36ZM40 157H42V156H40ZM119 157H120V156H119ZM124 157H126V156H124ZM143 157H144V156H143ZM153 157H154V156H153ZM153 157H152V158H153ZM155 157H156V156H155ZM164 157H165V156H164ZM169 157H173V156H169ZM179 157H180V156H179ZM179 157H178V158H179ZM194 157H195V156H194ZM203 157L205 158V156H203ZM236 157H235V158H236ZM245 157L247 158V156H245ZM58 158H59V157H58ZM99 158H100V157H99ZM152 158H151V159H152ZM156 158H157V157H156ZM165 158H166V157H165ZM178 158H177V159H178ZM180 158H181V157H180ZM201 158H202V157H201ZM222 158H223V156H222ZM262 158H263V157H262ZM8 159H9V158H8ZM14 159H16V158H14ZM42 159H44V158H42ZM60 159H61V158H60ZM134 159H139V158H134ZM162 159H163V158H162ZM181 159H182V158H181ZM195 159H196V158H195ZM217 159H218V158H217ZM17 160H18V159H17ZM28 160H31V159H28ZM146 160H148V159H146ZM175 160H176V159H175ZM228 160H229V159H228ZM238 160H239V159H238ZM238 160H237V161H238ZM252 160L254 161V159H252ZM255 160H256V159H255ZM31 161H32V160H31ZM31 161H30V162H31ZM119 161L121 162V160H119ZM122 161H123V160H122ZM139 161H140V160H138V162H139ZM151 161H152V160H151ZM157 161H158V160H157ZM202 161H203V160H202ZM224 161H225V160H224ZM240 161H241V160H240ZM18 162H20V161H18ZM143 162H144V161H143ZM143 162H142V163H143ZM149 162H150V161H149ZM155 162H156V161H155ZM159 162H160V161H159ZM162 162H163V161H162ZM169 162H170V161H169ZM190 162H191V161H190ZM204 162H205V161H204ZM226 162H227V161H226ZM232 162H233V161H232ZM246 162H247V161H246ZM246 162H245V163H246ZM263 162H264V161H263ZM150 163H151V162H150ZM170 163H171V162H170ZM178 163H179V162H178ZM185 163H186V162H185ZM188 163H189V162H188ZM198 163H199V162H198ZM206 163H207V162H206ZM213 163H214V162H213ZM213 163H211V164H213ZM229 163H230V162H229ZM255 163H256V162H255ZM257 163H258V162H257ZM125 164H126V163H125ZM168 164H169V163H168ZM179 164H180V163H179ZM191 164H193V163H191ZM239 164H240V163H239ZM242 164H243V163H242ZM17 165H18V164H17ZM43 165H44V164H43ZM161 165H162V164H161ZM164 165H166V164H164ZM189 165H190V164H189ZM226 165H227V164H226ZM246 165H247V164H246ZM255 165H256V164H255ZM166 166H167V165H166ZM172 166H173V165H172ZM192 166H193V165H192ZM198 166H199V165H198ZM248 166H249V165H248ZM50 167H51V165H50ZM96 167H97V166H96ZM159 167H160V166H159ZM164 167H165V166H164ZM195 167H196V166H195ZM204 167H205V166H204ZM215 167H216V166H215ZM243 167H244V166H243ZM59 168H60V167H59ZM213 168H214V167H213ZM252 168H253V167H252ZM14 169H15V168H14ZM16 169H17V168H16ZM38 169H39V168H38ZM45 169H46V167H45ZM55 169H56V168H55ZM100 169H101V168H100ZM141 169H142V168H141ZM159 169H160V168H159ZM203 169H204V168H203ZM223 169H224V168H223ZM263 169H264V168H263ZM11 170H12V169H11ZM67 170H69V169H67ZM81 170H83V169H81ZM108 170H109V169H108ZM146 170H147V168H146ZM148 170H149V169H148ZM155 170H156V169H155ZM185 170H186V169H185ZM205 170H206V169H205ZM208 170H209V169H208ZM261 170H262V169H261ZM51 171H52V170H51ZM75 171H76V170H75ZM167 171H168V170H167ZM250 171H251V170H250ZM263 171H264V170H263ZM180 172H181V171H180ZM182 172H183V171H182ZM206 172H207V171H206ZM208 172H209V171H208ZM208 172H207V173H208ZM214 172H215V171H214ZM217 172H218V171H217ZM243 172H244V171H243ZM9 173H10V172H9ZM27 173H28V172H26V174H27ZM55 173H56V171H55ZM147 173H148V172H147ZM178 173H179V172H178ZM187 173H188V172H187ZM234 173H235V172H234ZM241 173H242V172H241ZM259 173H261V172H259ZM71 174H72V173H71ZM71 174H70V175H71ZM100 174H101V173H100ZM161 174H162V172H161ZM179 174H180V173H179ZM181 174L183 175V173H181ZM208 174H209V173H208ZM230 174H231V173H230ZM235 174H236V173H235ZM254 174H256V173H254ZM7 175H8V174H7ZM24 175H25V174H24ZM24 175H23V176H24ZM28 175H29V174H28ZM59 175H61V174L59 173ZM112 175H113V174H112ZM172 175H173V174H172ZM211 175H212V174H211ZM214 175H215V174H214ZM231 175H232V174H231ZM245 175H246V174H245ZM262 175H263V174H262ZM65 176H66V175H65ZM81 176H82V175H81ZM98 176H99V175H98ZM184 176H185V175H184ZM191 176H192V175H191ZM200 176H201V175H200ZM208 176H209V175H208ZM243 176H244V175H243ZM243 176H242V177H243ZM2 177H3V176H2ZM2 177H1V178H2ZM86 177H87V176H86ZM96 177H97V175H96ZM99 177H100V176H99ZM102 177H103V176H102ZM152 177H153V176H152ZM155 177H156V176H155ZM170 177H171V176H170ZM175 177H176V176H175ZM186 177H187V176H186ZM231 177H232V176H231ZM236 177H237V176H236ZM247 177H249V176H247ZM54 178H55V177H54ZM72 178H73V177H72ZM97 178H98V177H97ZM187 178H188V177H187ZM215 178H216V177H215ZM12 179H13V178H12ZM67 179H68V177H67ZM153 179H154V178H153ZM158 179H159V178H158ZM175 179H176V178H175ZM193 179H194V178H193ZM217 179H218V178H217ZM243 179H244V178H243ZM262 179H263V178H262ZM27 180H28V179H27ZM68 180H69V179H68ZM106 180H107V179H106ZM135 180H136V179H135ZM156 180H157V179H156ZM159 180H162V179H159ZM179 180H181V179H179ZM194 180H195V179H194ZM209 180H211V179L209 178ZM219 180H220V179H219ZM239 180H240V179H239ZM241 180H242V179H241ZM244 180H245V179H244ZM12 181H13V180H12ZM12 181H11V182H12ZM58 181H59V180H58ZM71 181H72V180H71ZM94 181H95V180H94ZM181 181H182V180H181ZM189 181H190V180H189ZM197 181H199V180H197ZM200 181H201V180H200ZM200 181H199V182H200ZM37 182H38V181H37ZM69 182H70V181H69ZM154 182H155V181H154ZM158 182H159V181H158ZM175 182H177V181H175ZM179 182H180V181H179ZM185 182H186V181H185ZM237 182H238V180H237ZM4 183H5V182H4ZM95 183H96V182H95ZM95 183H94V184H95ZM97 183H98V182H97ZM130 183H131V182H130ZM132 183H133V182H132ZM223 183H225V182H223ZM234 183H235V182H234ZM149 184H150V183H149ZM149 184H148V185H149ZM153 184H154V183H153ZM161 184H162V183H161ZM173 184H174V183H173ZM178 184H179V183H178ZM184 184H185V183H184ZM197 184H198V183H197ZM197 184H196V185H197ZM208 184H209V183H208ZM235 184H236V183H235ZM138 185H139V184H138ZM186 185H187V184H186ZM188 185H189V184H188ZM192 185H193V184H192ZM260 185H261V184H260ZM60 186H61V185H60ZM69 186L71 187L70 184H69ZM90 186H91V185H90ZM111 186H112V185H111ZM113 186H114V185H113ZM163 186H164V185H163ZM165 186H166V185H165ZM208 186H209V185H208ZM226 186H227V185H226ZM19 187H20V186H19ZM29 187H30V186H29ZM70 187H68V189H69ZM93 187H94V186H93ZM170 187H172V186H170ZM188 187H189V186H188ZM200 187H201V186H200ZM231 187H232V186H231ZM238 187H239V186H238ZM24 188H25V187H24ZM54 188H55V187H54ZM144 188H145V187H144ZM148 188H149V186H148ZM154 188H155V187H154ZM162 188H164V187H162ZM216 188H217V187H216ZM232 188H233V187H232ZM37 189H38V188H37ZM155 189H156V188H155ZM191 189H192V188H191ZM228 189H230V188H228ZM258 189H259V188H258ZM32 190H33V189H32ZM40 190H41V189H40ZM93 190H94V189H93ZM105 190H106V189H105ZM111 190H112V189H111ZM116 190H117V189H116ZM145 190H146V189H145ZM165 190H166V189H165ZM63 191H65V190H63ZM107 191H108V190H107ZM112 191H113V190H112ZM166 191H168V190H166ZM202 191H203V190H202ZM215 191H216V190H215ZM228 191H229V190H228ZM246 191H247V190H246ZM258 191H259V190H258ZM43 192H44V191H43ZM53 192H54V191H53ZM65 192H67V191H65ZM95 192H96V191H95ZM123 192H124V191H123ZM153 192H154V191H153ZM157 192H158V191H157ZM160 192H161V191H160ZM192 192H193V191H192ZM196 192H197V189H196ZM196 192H195V193H196ZM198 192H199V191H198ZM204 192H205V190H204ZM226 192H227V191H226ZM243 192H244V191H243ZM128 193H129V192H128ZM145 193H146V192H145ZM154 193H155V192H154ZM171 193H172V192H171ZM195 193H194V194H195ZM211 193H212V192H211ZM37 194H38V193H37ZM62 194H63V193H62ZM69 194H70V193H69ZM158 194H159V193H158ZM161 194H162V193H161ZM165 194H166V192H165ZM165 194H164V196H165ZM198 194H199V193H198ZM220 194H221V193H220ZM149 195H150V194H149ZM152 195H153V194H152ZM155 195H156V194H155ZM40 196H41V195H40ZM40 196H38V197H40ZM71 196H72V195H71ZM73 196H74V195H73ZM90 196H91V195H90ZM119 196H120V195H119ZM126 196H128V195H126ZM170 196H171V195H170ZM197 196H198V195H197ZM224 196H225V195H224ZM226 196H227V195H226ZM14 197H15V196H14ZM21 197H22V196H21ZM31 197H32V196H31ZM33 197H34V196H33ZM41 197H42V196H41ZM49 197H50V196H49ZM49 197H48V198H49ZM51 197H52V196H51ZM68 197H69V196H68ZM157 197H158V196H157ZM174 197H175V196H174ZM24 198H25V197H24ZM45 198H46V197H45ZM92 198H93V196H92ZM105 198H106V197H105ZM107 198H108V197H107ZM129 198H130V197H129ZM200 198H201V197H200ZM227 198H228V197H227ZM231 198H232V197H231ZM240 198H241V196H240ZM245 198H246V197H245ZM253 198H254V197H253ZM260 198H261V197H260ZM1 199H2V198H1ZM28 199H29V198H28ZM38 199H39V198H38ZM38 199H37V200H38ZM42 199H43V198H42ZM94 199H95V198H94ZM145 199H146V198H145ZM155 199H156V198H155ZM159 199H160V198H159ZM173 199H174V198H173ZM263 199H264V198H263ZM24 200H25V199H24ZM95 200H96V199H95ZM95 200H94V201H95ZM134 200H135V199H134ZM149 200H150V199H149ZM174 200H175V199H174ZM224 200H225V199H224ZM238 200H239V199H238ZM248 200H249V199H248ZM66 201H67V200H66ZM98 201H99V199H98ZM121 201H122V200H121ZM147 201H148V199H147ZM152 201H153V200H152ZM163 201H164V200H163ZM165 201H166V200H165ZM165 201H164V202H165ZM170 201H171V200H170ZM178 201H179V200H178ZM0 202H1V201H0ZM63 202H64V200H63ZM179 202H180V201H179ZM243 202H244V201H243ZM24 203H25V202H24ZM39 203H40V202H39ZM47 203H48V202H47ZM72 203H73V202H72ZM95 203H96V201H95ZM122 203H123V202H122ZM146 203H147V202H146ZM168 203H169V202H168ZM172 203H173V201H172ZM177 203H178V202H177ZM180 203H181V202H180ZM180 203H179V204H180ZM196 203H197V202H196ZM238 203H239V202H238ZM238 203H237V204H238ZM244 203H245V202H244ZM246 203H247V202H246ZM147 204H148V203H147ZM159 204H161V203H159ZM219 204H220V203H219ZM231 204H233V203H231ZM249 204H250V203H249ZM262 204H263V203H262ZM96 205H97V203H96ZM140 205H141V203H140ZM167 205H168V204H167ZM167 205H166V206H167ZM171 205H172V204H171ZM180 205H181V204H180ZM185 205H186V204H185ZM185 205H184V206L182 205V208L185 207ZM211 205H212V204H211ZM211 205H210V206H211ZM2 206H3V205H2ZM21 206H22V205H21ZM137 206H138V205H137ZM137 206H136V207H137ZM159 206H160V205H159ZM194 206H195V205H194ZM231 206H232V205H231ZM237 206H238V205H237ZM239 206H240V205H239ZM42 207H43V206H42ZM161 207H162V206H161ZM164 207H165V205H164ZM228 207H230V206H228ZM232 207H233V206H232ZM235 207H236V206H235ZM60 208H62V207H60ZM73 208H74V207H73ZM118 208H119V207H118ZM167 208H168V207H167ZM180 208H181V206H180ZM185 208H186V207H185ZM188 208H189V207H188ZM209 208H210V207H209ZM215 208H216V207H215ZM252 208H253V207H252ZM39 209H40V208H39ZM52 209H53V208H52ZM55 209H56V208H55ZM151 209H152V208H151ZM156 209H157V208H156ZM186 209H187V208H186ZM212 209H213V208H212ZM236 209H237V208H236ZM256 209H257V208H256ZM15 210H16V209H15ZM68 210H69V209H68ZM139 210H140V209H139ZM145 210H146V209H145ZM189 210H190V209H189ZM194 210H195V209H194ZM214 210H215V209H214ZM221 210H222V209H221ZM253 210H254V209H253ZM0 211H1V210H0ZM27 211H29V210H27ZM66 211H67V210H66ZM69 211H70V210H69ZM119 211H121V210H119ZM132 211H133V210H132ZM181 211H183V210H181ZM230 211H231V210H230ZM235 211H236V210H235ZM250 211H251V209H250ZM1 212H2V211H1ZM25 212H26V211H25ZM67 212H68V211H67ZM153 212H154V211H153ZM196 212H197V211H196ZM214 212H215V211H214ZM214 212H213V213H214ZM218 212H219V210H218ZM255 212H256V211H255ZM41 213H42V212H41ZM46 213H47V212H46ZM49 213H50V212H49ZM175 213H177V212H175ZM184 213H185V211H184ZM186 213H187V212H186ZM186 213H185V214H186ZM213 213H212V214H213ZM1 214H2V213H1ZM61 214H62V213H61ZM195 214H196V213H195ZM203 214H204V213H203ZM217 214H218V213H217ZM230 214H231V213H230ZM261 214H262V213H261ZM261 214H260V215H261ZM43 215H44V213H43ZM47 215H48V214H47ZM59 215H60V214H59ZM172 215H173V214H172ZM191 215H192V214H191ZM227 215H228V214H227ZM242 215H243V214H242ZM50 216H51V215H50ZM55 216H56V215H55ZM55 216H54V217H55ZM116 216H117V215H116ZM182 216H183V215H182ZM197 216H198V215H197ZM199 216H200V215H199ZM233 216H235V215L233 214ZM236 216H237V215H236ZM240 216H241V215H240ZM244 216H245V215H244ZM251 216H252V215H251ZM262 216H263V215H262ZM35 217H36V216H35ZM39 217H40V216H39ZM43 217H44V216H43ZM59 217H60V216H59ZM201 217H203V215H201ZM206 217H207V216H206ZM237 217H238V216H237ZM7 218H8V217H7ZM7 218H6V219H7ZM184 218H185V217H184ZM209 218H210V217H209ZM235 218H236V217H235ZM9 219H10V218H9ZM196 219H197V218H196ZM241 219H242V218H241ZM245 219H246V218H245ZM42 220H43V219H42ZM46 220H47V219H46ZM79 220H80V219H79ZM198 220H199V219H198ZM213 220H214V219H213ZM213 220H211V221H213ZM233 220H234V219H233ZM0 221H1V220H0ZM199 221H200V220H199ZM207 221H208V220H207ZM246 221H247V220H246ZM31 222H32V221H31ZM31 222H30V223H31ZM61 222H62V221H61ZM141 222H142V221H141ZM191 222H192V221H191ZM195 222H196V221H195ZM195 222H194V224H195ZM223 222H224V221H223ZM93 223H94V222H93ZM208 223H209V222H208ZM55 224H56V223H55ZM222 224H223V223H222ZM204 225H205V224H204ZM204 225H203V226H204ZM223 225H224V224H223ZM32 226H33V225H32ZM53 226H54V224H53ZM99 226H100V225H99ZM104 226H105V225H104ZM211 226H212V225H210V227H211ZM247 226H248V225H247ZM46 227H47V226H46ZM55 227H56V226H55ZM62 227H63V226H62ZM159 227H160V226H159ZM199 227H200V226H199ZM205 227H206V226H205ZM214 227H215V226H214ZM41 228H42V227H41ZM48 228H49V227H48ZM52 228H53V227H52ZM64 228H65V227H64ZM212 228H213V227H212ZM218 228H219V227H218ZM237 228H238V227H237ZM241 228H242V227H241ZM250 228H251V227H250ZM21 229H22V228H21ZM31 229H32V228H31ZM50 229H51V228H50ZM55 229H56V228H55ZM143 229H144V228H143ZM151 229H152V228H151ZM204 229H205V228H204ZM210 229H211V228H210ZM219 229H220V228H219ZM254 229H255V228H254ZM40 230H41V229H40ZM51 230H52V229H51ZM87 230H89V229H87ZM163 230H164V228H163ZM193 230H195V229H193ZM249 230H250V229H249ZM27 231H28V230H27ZM27 231H26V232H27ZM205 231H206V230H205ZM238 231H239V230H238ZM261 231H262V230H261ZM263 231H264V230H263ZM213 232H214V231H213ZM226 232H227V231H226ZM243 232H244V231H243ZM243 232H242V233H243ZM44 233H45V232H44ZM247 233H248V232H247ZM28 234H29V233H28ZM34 234H35V233H34ZM57 234H58V233H57ZM204 234H205V233H204ZM207 234H208V233H207ZM213 234H214V233H213ZM222 234H223V233H222ZM226 234H227V233H226ZM42 235H43V234H42ZM44 235H45V234H44ZM84 235H85V234H84ZM90 235H91V234H90ZM127 235H128V234H127ZM205 235H206V234H205ZM215 235H216V234H214V236H215ZM219 235H220V234H219ZM224 235H225V234H224ZM234 235H235V234H234ZM1 236H2V234H1ZM3 236H4V235H3ZM104 236H105V235H104ZM209 236H210V235H209ZM229 236H230V235H229ZM235 236H236V235H235ZM254 236H255V235H254ZM256 236H257V235H256ZM36 237H37V236H36ZM194 237H195V236H194ZM205 237H206V236H205ZM219 237H220V236H219ZM239 237H240V236H239ZM22 238H23V237H22ZM59 238H60V237H59ZM156 238H157V237H156ZM156 238H155V239H156ZM164 238H165V237H164ZM202 238H203V237H202ZM216 238H217V237H216ZM221 238H222V237H221ZM242 238H243V237H242ZM246 238H247V237H246ZM2 239H3V238H2ZM4 239H6V237H5ZM107 239H108V238H107ZM137 239H138V238H137ZM203 239H204V238H203ZM257 239H258V238H257ZM132 240H133V239H132ZM215 240H216V239H215ZM215 240H214V241H215ZM242 240H243V239H242ZM83 241H84V240H83ZM112 241H113V239H112ZM144 241H145V240H144ZM219 241H220V240H219ZM221 241H222V240H221ZM235 241H236V240H235ZM28 242H29V241H28ZM84 242H85V241H84ZM167 242H168V241H167ZM228 242H229V241H228ZM79 243H80V242H79ZM229 243H230V242H229ZM261 243H262V242H261ZM4 244H5V243H4ZM127 244H128V243H127ZM182 244H183V243H182ZM238 244H239V243H238ZM238 244H237V245H238ZM242 244H243V243H242ZM38 245H39V244H38ZM117 245H118V244H117ZM231 245H232V244H231ZM10 246H11V245H10ZM15 246H17V245H15ZM239 246H240V244H239ZM202 247H203V246H202ZM224 247H225V246H224ZM225 248H226V247H225ZM13 249H14V247H13ZM178 249H179V248H178ZM200 249H201V248H200ZM210 249H211V248H210ZM212 249H213V248H212ZM218 249L221 250V248H218ZM241 249H243V248H241ZM244 249H245V248H244ZM250 249H251V248H250ZM95 250H96V249H95ZM235 250H236V249H235ZM246 250L249 251L248 249H246ZM106 251H107V250H106ZM161 251H162V250H161ZM24 252H25V251H24ZM97 252H98V251H97ZM185 252H186V251H185ZM207 252H208V251H207ZM214 252H215V251H214ZM17 253H18V252H17ZM25 253H26V252H25ZM27 253H28V252H27ZM27 253H26V254H27ZM75 253H76V252H75ZM105 253H106V252H105ZM119 253H120V252H119ZM133 253H134V252H133ZM150 253H151V252H150ZM178 253H179V252H178ZM241 253H242V252H241ZM248 253H249V252H248ZM30 254H31V253H30ZM35 254H36V253H35ZM79 254H80V253H79ZM213 254H214V253H213ZM233 254H234V253H233ZM15 255H16V254H15ZM76 255H77V254H76ZM84 255H85V254H84ZM89 255H90V254H89ZM118 255H119V254H118ZM147 255H148V254H147ZM158 255H159V254H158ZM198 255H199V254H198ZM206 255H207V254H206ZM234 255H235V254H234ZM145 256H146V255H145ZM148 256H149V255H148ZM162 256H163V254H162ZM207 256H208V255H207ZM232 256H233V255H232ZM232 256L230 255V257H232ZM235 256H236V255H235ZM235 256H234V257H235ZM33 257H34V256H33ZM83 257H84V256H83ZM92 257H93V256H92ZM92 257H91V258H92ZM130 257H131V256H130ZM153 257H154V256H153ZM157 257H158V256H157ZM190 257H191V256H190ZM16 258H17V257H16ZM43 258H44V257H43ZM51 258H52V257H51ZM71 258H72V257H71ZM87 258H88V257H87ZM128 258H129V257H128ZM245 258H246V257H245ZM245 258H244V259H245ZM1 259H2V258H1ZM9 259H10V258H9ZM19 259H20V258H19ZM30 259H32V257H31ZM82 259H83V258H82ZM94 259H95V258H94ZM99 259H100V258H99ZM102 259H103V258H102ZM148 259H149V258H148ZM207 259H208V258H207ZM231 259H233V258H231ZM231 259H230V260H231ZM235 259H236V258H235ZM247 259H248V258H247ZM256 259H257V258H256ZM28 260H29V259H28ZM34 260H35V259H34ZM37 260H38V259H37ZM56 260H57V259H56ZM88 260H89V259H88ZM88 260H87V261H88ZM95 260H96V259H95ZM95 260H93V261H95ZM199 260H200V259H199ZM201 260H202V259H201ZM201 260H200V261H201ZM209 260H210V259H209ZM214 260H215V259H214ZM233 260H234V259H233ZM233 260H232V261H233ZM2 261H3V260H2ZM70 261H71V260H70ZM77 261H78V260H77ZM179 261H180V260H179ZM212 261H213V260H212ZM241 261H242V260H241ZM10 262H11V261H10ZM32 262H33V261H32ZM42 262H43V260H42ZM79 262H80V261H79ZM88 262H90V261H88ZM163 262H164V261H163ZM203 262H204V261H203ZM213 262H214V261H213ZM213 262H212V263H213ZM250 262H251V261H250ZM25 263H26V262H25ZM48 263H49V262H48ZM102 263H103V262H102ZM142 263H143V262H142ZM145 263H146V262H145ZM247 263H248V262H247ZM16 264H17V263H16ZM151 264H152V263H151ZM187 264H189V263L187 262ZM202 264H203V263H202ZM213 264H215V263H213ZM229 264H230V263H229Z\"/></svg>",
	"mask_w": 264,
	"mask_h": 264
}]
</instances>
